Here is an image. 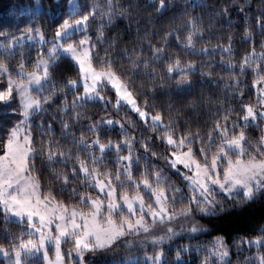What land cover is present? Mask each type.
I'll list each match as a JSON object with an SVG mask.
<instances>
[{"label": "snow or ice", "instance_id": "obj_1", "mask_svg": "<svg viewBox=\"0 0 264 264\" xmlns=\"http://www.w3.org/2000/svg\"><path fill=\"white\" fill-rule=\"evenodd\" d=\"M35 3V10H22L21 15L33 11L39 13L40 0ZM66 4L69 14L54 24L50 36L45 34L42 25L35 26V23H27L15 31L0 27V80L6 82L0 89V102L15 101L17 107L11 111L20 116L19 122L7 133L6 140H0L3 153L0 155V213L5 225L10 221L26 225L19 234L5 229L8 243H0L3 264H30L33 254L41 257L43 264H85L87 253L113 247L130 235L143 237L153 246L151 255L145 251L148 264H165L163 246L167 242L180 234H187L192 239L194 234L205 231L216 232L214 239L209 240L211 247L204 248L205 264H216L217 261L231 264L226 233L212 226L205 228L198 216L222 218L224 213L264 193V134L254 139L245 131L250 122L257 127L264 124V50L258 53L253 48L245 52L238 65L233 62L227 65L229 75L237 79L224 87L240 101L239 113L242 115L239 121L242 123L232 118L236 109L230 106L223 112L217 111L209 121L210 127L202 133H193L172 119L171 103L165 110L150 103L146 95L141 101V94L125 79L107 49L104 58H99L98 51H94L97 43L88 34L91 22L97 15H107V23L111 24L118 6L109 3L107 12H101L96 4L90 10L78 9L75 0H66ZM171 6V0H152L148 4L161 15L167 14ZM227 11L225 8L224 12L212 15L223 16ZM181 16L184 19L180 25H176L175 18L170 20L168 30L160 37L161 44L150 42L148 46L152 63L163 62V75L157 76L155 68L150 73L146 71L154 81H159L161 87L166 80H175L177 91L184 87V82L189 81L197 68L191 60L168 54L166 49L173 37L178 48L187 54L198 52L209 57L211 53L214 57L219 52L223 62V54L231 56L233 53L231 36L226 38L227 45L218 43L211 49L196 50V43L204 39L200 17L190 16L188 12ZM256 23L260 31H264V12ZM244 35L251 39L248 28ZM26 42H30L36 52V58L30 64L23 52L16 58L17 51L23 49ZM97 42H103L99 35ZM127 55L133 68L141 61L145 70L149 68V60L143 59L142 52L133 49ZM61 57L70 58L78 66L76 77L66 78L58 89L60 93L70 90L73 94L71 105L66 96L59 105L61 112H69L70 108L69 115L58 119L65 137H71L77 150L65 151L64 145L54 140L46 142L45 150V142H41L39 155L42 161L65 165L63 174L47 186V191H42L41 177L36 175L37 151L33 147L31 125L35 114L48 112L46 105L57 95L56 83L52 82L49 90L45 82L51 80L52 69ZM13 59L16 60L15 71L6 63ZM94 62L98 66H94ZM237 67L239 72H236ZM248 71L252 72L255 101L245 103V88L240 86L239 77ZM200 72L202 76H210V72L205 73L202 69ZM110 91H114V99L105 94ZM88 100L99 101L103 115L88 118L86 131H80L77 137L67 131L73 127L69 120H81L77 110ZM122 108L130 126L138 127L128 117V111L135 113L139 121L152 130V135H144L141 131V139L133 138L122 120L117 118ZM53 117L57 118L55 114ZM37 123L41 136L51 134L50 123L47 127L42 120ZM105 126L107 131L118 128L121 138L102 140ZM178 131L182 133L179 136ZM87 134H92V138L85 139ZM197 141L199 147L194 149ZM137 145L143 152L135 151ZM107 150H114V168L106 162ZM161 157L171 171H165L155 162ZM173 173L182 177L180 185L171 182ZM77 180L86 188L69 187ZM52 184L59 185L56 194H53ZM92 190L99 194L93 195ZM65 193L69 200L78 198V206L69 207L58 199ZM144 193H150L149 198L146 199ZM225 197L234 203L229 204ZM259 231L261 234L254 239L248 238L247 244L255 246L258 253H264V226ZM244 242L243 236L234 240L238 247ZM196 249L199 251L200 246ZM189 250L188 246H183L175 251L177 264H184L182 252ZM256 264H264V254L256 258Z\"/></svg>", "mask_w": 264, "mask_h": 264}, {"label": "trees", "instance_id": "obj_2", "mask_svg": "<svg viewBox=\"0 0 264 264\" xmlns=\"http://www.w3.org/2000/svg\"><path fill=\"white\" fill-rule=\"evenodd\" d=\"M152 0H78V9L90 10L93 4L99 6L101 12H107V5L112 3L116 9V15L111 24H108V16L97 15L95 20L91 22V26L88 30V34L92 37V41L97 43L96 49L98 51L99 58H104L105 49L109 52L111 59L115 65L119 68L125 79L129 80L130 84L140 95L141 101L146 95L149 98L150 103L160 106L167 110V106L171 103L173 106L171 117L178 122V125L184 126V129H190L193 133L203 132L206 128L210 127L209 121L217 111L223 112L228 107H233L236 111L233 113L232 118L239 121L240 101L236 100L231 91L224 87L225 84L234 83L237 79L234 75H229L227 65L229 62L239 64L242 60L245 52H250L253 48L258 53L264 48V31H260L257 18L261 12H264V0H171V8L167 14L161 15L160 13L153 11L148 7ZM41 11L21 15L22 10L37 8L35 0H0V27L5 30L15 31L18 28H23L27 23H35V26H43L45 34H51V30L54 24L59 23L64 16L69 14V9L66 4V0H40L39 5ZM227 8L228 11L225 15L213 16V13L224 12ZM123 10L122 12L120 10ZM188 12L190 16L200 17L199 25L201 27L204 39L198 41L195 45L196 50L207 48L211 49L215 45L222 44L227 45L228 36L232 37L233 53L231 56L223 54V62H221V53L217 52L214 57L209 53V57L199 54H187L185 51L178 48L174 37L171 39L169 47L166 49L169 55L175 57L180 56L184 60H191L194 62V66L197 68V72L192 74L189 81L184 82V87L176 90V81H167L161 87L158 80H153L151 76L146 74L152 72L153 68L156 69L157 76L163 75L161 71L160 63H152L151 52L149 49V43L153 45L161 44L160 37L165 31L168 30L169 22L172 18H175L176 25H180L184 17L181 13ZM91 20V18H90ZM231 21V23H229ZM103 25V27H101ZM245 28L251 33V39L245 37ZM75 34V33H74ZM102 37L103 42H97V36ZM224 37V39H221ZM135 49L138 52H142L143 59L149 60V68L145 70L143 68V62L133 68L131 61L127 53H131ZM23 55L27 63H31L36 58V52L34 46L30 42H26L23 49L17 51V59L20 53ZM13 71L16 69V60H8ZM212 65L209 68V65ZM94 66L96 63L94 62ZM205 73L210 72L209 75H201L200 70ZM236 72H239V68H236ZM78 73V66L71 61L70 58L61 57L54 65L51 74V80L46 81L51 89L52 82L56 83L57 95L52 102H49L46 106L48 112L37 113L32 118L31 131L33 133V147L37 151V157L34 161L38 173L40 176L41 190L47 191V186L55 181V178L63 174L65 165L62 163H53L51 161L41 159L39 155V148L41 142L48 140H54L61 142L64 145L65 151L71 149L75 152L76 146L71 143V137H65L64 130L59 122V117H67L69 112H61L59 105L64 97H67V102L71 105L73 100V94L71 91L59 92V87L63 86L66 78H75ZM240 86L245 88L243 94V102L247 103L250 100L255 101V95L252 89V72L248 71L243 76L239 77ZM5 81L0 80V89L5 86ZM155 85V87H154ZM246 86V87H245ZM107 96L114 99V91L106 92ZM15 95V93L13 94ZM15 101H9L7 104L0 103V140H6L7 133L11 131L12 126L19 122L20 116L18 112H13L11 109L16 108ZM110 111L114 113V110L109 106ZM81 115V120L73 122L69 120V123L73 124V127L67 131L74 133L79 137L80 131H86L89 119H96L103 115L102 105L99 101L88 100L83 107L77 110ZM55 114L54 118L53 115ZM128 117L135 121L138 127H132L128 123V119L125 118V109H121L117 118L121 119L125 128L133 136V138L141 139L140 133L143 131L144 135L151 136L152 130L145 127L142 121H139L135 113L128 111ZM43 121L45 127L51 124V134L41 136L39 134L38 121ZM242 123V121H239ZM101 133V139L105 142L108 138L113 140H119L121 133L118 128L113 127L110 131ZM246 134L251 135L254 139L259 138L264 134V124L257 127L253 123H249V126L245 129ZM178 136L182 133L178 131ZM92 134H87L85 139H91ZM157 143L159 140L157 138ZM199 141L194 145V149H198ZM135 151L143 152L142 147L136 146ZM159 151V150H157ZM114 150H107L105 153L106 162L115 167L113 161ZM2 149H0V155H2ZM82 155L84 153H81ZM97 155L99 152L97 151ZM161 167L168 170L163 157L158 161ZM69 170L71 165L68 166ZM135 172V166L133 167ZM182 177L172 174V183L180 185ZM69 187L77 188V190H83L86 186L82 185L80 180H77L75 184ZM53 194L59 191L58 184H52ZM93 191V195L99 193ZM187 192V188L184 189ZM145 198H149L150 193H144ZM68 194L58 196V199L63 200L65 203L72 206H78V198L71 200L67 199ZM229 204L234 203L231 199L225 197ZM205 228L213 227L221 232L226 233V243L229 249L228 259L231 264H256V258L264 253H258L255 246L249 247L247 244L248 238H255L260 235L259 229L264 226V193L258 198H254L252 201L242 204L239 207L231 209L229 212L224 213L222 218L220 217H204L198 216ZM10 230L12 233L19 234L22 230L26 229V225L20 224L15 221H10L8 225H5L0 213V243L5 245L8 243L5 229ZM216 232L208 233L207 231L202 234L193 235L192 239H189L187 234H181L173 240L167 242L163 247L165 249V264H177L175 251L188 246L190 248L187 252H182L181 260L184 264H205L204 257L206 252L205 247H211L209 240L214 239ZM243 236L245 242L238 247L234 240H239ZM135 236H128L129 243L137 242L138 238ZM139 242V241H138ZM136 244V243H134ZM200 246V250L197 251L196 246ZM127 246H122V243L114 245L113 247L106 248L105 253H109L107 257L97 259L94 262L86 260V264H148L145 259V252L137 255V260L130 262L126 260L118 261L115 257L111 256V253L124 250ZM148 249H153L150 246ZM66 250V246H65ZM153 251V250H152ZM151 255V252L148 251ZM133 255V254H132ZM130 255L129 257H131ZM213 259H215L213 257ZM35 264H43L41 259L34 258ZM0 264H3V259H0ZM216 264H219L217 261Z\"/></svg>", "mask_w": 264, "mask_h": 264}, {"label": "rangeland", "instance_id": "obj_3", "mask_svg": "<svg viewBox=\"0 0 264 264\" xmlns=\"http://www.w3.org/2000/svg\"><path fill=\"white\" fill-rule=\"evenodd\" d=\"M75 2H76V6L78 8V0H75ZM0 103H3V102H0ZM194 235H197V234H194ZM133 238H138V241L139 242L137 241V242H132V243H129L128 244V242H129L128 236H125L124 238H122L121 240H119L115 245H118L119 243H122V246H124L126 244H127V246L122 251H119V252L118 251L117 252H114L113 251L111 253V256L115 257L118 261H120V260L121 261L122 260H126V261L133 262V261L137 260V258H135V257H137V255L139 253H142V252H145V251H147V252L149 251L152 254V252H153L152 250L153 249L152 250L151 249L146 250L147 248H150V246H152V245L150 243H148L147 241H145L143 239V237H137V236H135ZM134 243H136V244H134ZM105 252H106L105 249H100V250H97L95 252L87 253L86 254V260H88L89 262H94L97 259H102L103 257H107L109 253L108 252L105 253ZM130 255H132V256L129 257ZM33 257L42 260V258L39 257L36 254H33ZM0 259H3V258L0 257ZM86 260H85V264H86ZM164 260H165V258H164ZM35 263H36L35 261L30 262V264H35Z\"/></svg>", "mask_w": 264, "mask_h": 264}]
</instances>
